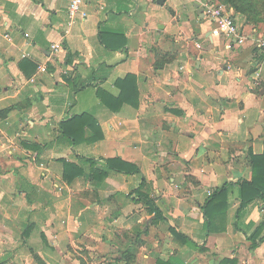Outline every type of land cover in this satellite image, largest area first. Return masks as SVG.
Returning <instances> with one entry per match:
<instances>
[{
    "label": "crops",
    "instance_id": "1",
    "mask_svg": "<svg viewBox=\"0 0 264 264\" xmlns=\"http://www.w3.org/2000/svg\"><path fill=\"white\" fill-rule=\"evenodd\" d=\"M68 2L0 0V264H264L235 227L264 153L262 34L235 14L227 48L193 0H84L73 22ZM237 224L264 235V201Z\"/></svg>",
    "mask_w": 264,
    "mask_h": 264
},
{
    "label": "trees",
    "instance_id": "2",
    "mask_svg": "<svg viewBox=\"0 0 264 264\" xmlns=\"http://www.w3.org/2000/svg\"><path fill=\"white\" fill-rule=\"evenodd\" d=\"M222 2L229 1V3L233 4L237 9H239L234 2V0H220ZM226 3V2H225ZM228 4V3H227ZM101 37V34H100ZM102 39V37H101ZM252 160V177L250 180L239 179L237 181V186L239 189V205L235 212V227L237 230L242 231L248 239L251 240L252 246H255L258 241H261L264 238V235H261V226L258 225L254 228V230L247 234V228H243L237 224L240 216L244 208L255 199H261L264 201V153L260 155L250 154ZM106 166L109 169H114L117 171H123L127 173L138 172L139 169L137 166H133L120 158H107L105 160ZM129 167V169L127 168ZM145 181L143 180L141 183V188L144 185ZM136 195L135 201H142L148 205L149 211L153 212V218H161V210L159 206L154 202L152 198H150L147 194L143 193L140 189L135 190ZM227 186L224 185L220 188H217L206 200L203 207L204 219L207 224V230L210 231L212 229L214 211L217 209L218 205L223 206L224 200H226L227 194ZM227 206V201H225V205L219 211L225 209ZM213 207V209H211ZM217 211V210H216ZM253 224L249 222L248 227H251Z\"/></svg>",
    "mask_w": 264,
    "mask_h": 264
},
{
    "label": "built area",
    "instance_id": "3",
    "mask_svg": "<svg viewBox=\"0 0 264 264\" xmlns=\"http://www.w3.org/2000/svg\"><path fill=\"white\" fill-rule=\"evenodd\" d=\"M83 1L84 0H69L67 5L69 22H73L77 16L82 14L81 7ZM193 1L199 3L205 16L214 24L216 33L223 35L228 40L226 43L227 48H231L233 44H242L245 41L246 35L241 32L240 26L235 19L234 10L230 5L220 0ZM255 45L257 47H264V36H257ZM51 48L55 51L59 48V45L53 42ZM39 70L45 71L46 66H40Z\"/></svg>",
    "mask_w": 264,
    "mask_h": 264
},
{
    "label": "rangeland",
    "instance_id": "4",
    "mask_svg": "<svg viewBox=\"0 0 264 264\" xmlns=\"http://www.w3.org/2000/svg\"><path fill=\"white\" fill-rule=\"evenodd\" d=\"M225 2L233 8L234 13L241 18L242 22L246 21L264 36V0H234L239 9L229 1Z\"/></svg>",
    "mask_w": 264,
    "mask_h": 264
},
{
    "label": "water",
    "instance_id": "5",
    "mask_svg": "<svg viewBox=\"0 0 264 264\" xmlns=\"http://www.w3.org/2000/svg\"><path fill=\"white\" fill-rule=\"evenodd\" d=\"M195 5H196L197 8H199V4H198V3H196ZM200 9H201V8H200Z\"/></svg>",
    "mask_w": 264,
    "mask_h": 264
}]
</instances>
